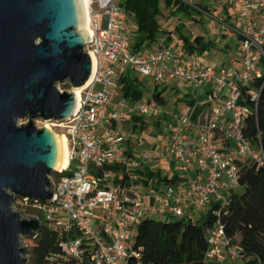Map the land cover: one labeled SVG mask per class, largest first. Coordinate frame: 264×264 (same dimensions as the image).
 <instances>
[{
  "label": "built area",
  "instance_id": "1",
  "mask_svg": "<svg viewBox=\"0 0 264 264\" xmlns=\"http://www.w3.org/2000/svg\"><path fill=\"white\" fill-rule=\"evenodd\" d=\"M228 1L239 7L238 24L225 26V34L235 36L240 45L238 68L210 67L183 45L135 53L130 45L134 28L125 10L115 0L95 1L88 46L93 79L71 118L59 123L67 129L69 166L52 178L56 196L50 203L17 200L30 204L32 216L55 232L61 253L50 254L47 264H127L131 257L141 264L133 241L139 219L159 212L154 219L185 220L187 207L201 210L209 205L206 216L211 213L212 222L205 260L244 261L220 216L241 190L239 165L264 167L261 141L252 142L244 132L261 98L257 82L264 78V0ZM98 14L103 15L101 26ZM131 71L159 85L178 79L187 90L206 87L201 99L173 115L162 150L145 149L138 157L127 148L134 131L126 126L127 116L136 109L127 108L119 93L120 79ZM151 104L158 105L157 99L140 111L148 113ZM164 160L173 166V175L155 180L147 191L156 175L152 164L159 163L160 174Z\"/></svg>",
  "mask_w": 264,
  "mask_h": 264
},
{
  "label": "water",
  "instance_id": "2",
  "mask_svg": "<svg viewBox=\"0 0 264 264\" xmlns=\"http://www.w3.org/2000/svg\"><path fill=\"white\" fill-rule=\"evenodd\" d=\"M90 42L84 0H0V264H28L24 239L44 228L17 200L55 199L52 176L64 167L65 141L36 121L71 118L75 90L94 74ZM65 82L71 91H60Z\"/></svg>",
  "mask_w": 264,
  "mask_h": 264
},
{
  "label": "trees",
  "instance_id": "3",
  "mask_svg": "<svg viewBox=\"0 0 264 264\" xmlns=\"http://www.w3.org/2000/svg\"><path fill=\"white\" fill-rule=\"evenodd\" d=\"M161 1L123 0L119 6L124 8L127 15L135 18L139 32L145 34V40H155L160 30L156 14L159 12ZM163 1L167 5L179 3L185 8L188 7L183 0ZM183 39L185 41L183 46L190 54H203L208 47V44L202 42L201 36L192 40L187 37ZM257 83L261 88L258 112L246 120L244 132L252 142L261 141L264 149V78ZM119 88L126 99L136 100L142 95L137 79H132L130 72L120 79ZM161 94L155 92L160 104L164 105L165 101ZM136 127L137 125L135 129ZM144 127L143 123L141 128ZM239 166L241 190L232 195L230 205L222 212L220 219L232 243L242 249L244 263L264 264V167L258 168L251 163H243ZM152 174L150 173V176ZM211 222V213L203 222L145 218L140 223L136 238L140 263L215 264L205 260L207 234ZM32 241L28 264H47V257L50 254L61 253L55 232L47 227H44L38 237Z\"/></svg>",
  "mask_w": 264,
  "mask_h": 264
},
{
  "label": "rangeland",
  "instance_id": "4",
  "mask_svg": "<svg viewBox=\"0 0 264 264\" xmlns=\"http://www.w3.org/2000/svg\"><path fill=\"white\" fill-rule=\"evenodd\" d=\"M95 1L91 0V7L95 8ZM123 0H115L117 5H120ZM183 2L187 3L188 7L181 6L179 3H171L169 5L165 4V2L162 0L160 2L159 12L156 14V19L158 21L159 25H162L166 27L167 25H172L173 28L171 30H175V26L177 24H183V29H187L190 31H206L207 35L214 32L211 30V28L208 26L207 22H211L212 20L208 18L207 21L202 22L203 18L200 17V13L203 15L204 12H207L208 15H213L214 17L218 16H224L226 10L223 8V4L227 3V0H183ZM192 7V8H191ZM123 8V7H122ZM188 8V9H187ZM124 9V8H123ZM194 9V10H193ZM205 15V14H204ZM128 21L130 24L135 22V18L132 15H127ZM200 18V19H199ZM103 15L98 14L97 15V22L101 26L102 24ZM198 19V20H196ZM215 19V18H214ZM202 22V23H201ZM212 22H215L213 20ZM196 24V25H195ZM195 25V26H194ZM203 26V28L201 27ZM163 27V29H164ZM191 27V28H190ZM166 31H169L165 28ZM177 35H175V38ZM180 40V39H179ZM212 41V38H211ZM184 41L181 40L180 43H183ZM239 44V43H238ZM90 46V44L88 45ZM211 50H213V47H209ZM88 50L90 48L87 47ZM222 52V51H221ZM238 52V51H237ZM235 52V53H237ZM226 55V54H225ZM235 68V67H234ZM132 79H137L139 88L142 92V95L138 96L136 100L128 99L126 107L134 110V115H136L139 118V123L137 125V130L133 134V146L137 149L136 153H140L145 149H158L157 151L161 150V143L164 138L167 137L168 127L170 123L172 122L173 115L176 114L178 111L177 109H173L166 106V105H156L151 104L148 108V113H142L140 111V108L145 105H149V101L156 98L155 92L161 91V97L164 99L165 103L168 105H172V103H175L177 99L185 97V94H190L189 99H201L200 97L204 95V93H201L200 90L205 92V85L202 86L200 89H193V90H187L183 86V84L178 79H172L169 81L166 85H159L154 82L152 79L145 78L141 74H139L136 71H133L131 74ZM158 86V87H156ZM64 91H70L71 85L69 82H65L64 84H61L60 87ZM99 89V88H98ZM157 99V98H156ZM158 101V99H157ZM186 104L185 102H179L178 103V110H181L180 108ZM169 108V109H168ZM171 111H168L170 110ZM26 120H24L25 122ZM131 120H128L126 123L127 128L132 130V127L130 124ZM144 123L145 127L144 129L141 128L142 124ZM48 124V125H47ZM43 123L41 121H36V125L38 127H51L56 132L62 133L67 135V129L64 126H60L58 123ZM142 138V142L144 145L138 146L137 141ZM139 154V155H140ZM159 163L156 164L155 170L156 175L153 180L150 181L149 186H146L147 191H150L153 187V183L155 180L161 178L163 179L166 175H169L171 177L173 174V166L164 160L160 164L161 172L158 174V167ZM172 171V172H171ZM60 173L53 174L52 178H58ZM148 203V201H146ZM17 208L21 211L25 208L27 209L26 215H32V213H35V210L31 208L30 204H26V202L19 201L17 204ZM211 208V205L207 207L209 210ZM159 216V212H156V216H152L153 218H157ZM172 220L173 218H169ZM141 222V219L138 220V225ZM137 236V233L135 232L133 235V241H135ZM24 245L28 246L29 250H31L33 246L32 239L25 238L24 239ZM30 255V254H29ZM29 263V262H28Z\"/></svg>",
  "mask_w": 264,
  "mask_h": 264
},
{
  "label": "crops",
  "instance_id": "5",
  "mask_svg": "<svg viewBox=\"0 0 264 264\" xmlns=\"http://www.w3.org/2000/svg\"><path fill=\"white\" fill-rule=\"evenodd\" d=\"M223 8L226 10L224 16L220 15L218 17H214L213 15H211V16L208 15L207 12H204L205 15L204 14L202 15L200 13V17L203 18V20H202L203 23H204V21H207L208 18H210L211 20L212 19L215 20V22H212L213 20L211 22H207L208 26L211 28V30L214 31L211 34H209V36L207 35L206 31H204V30L202 31V33H200V31H190L187 29H183V24H181V23L177 24L175 26V30H171L173 28L172 25H170V26L167 25L166 27H164V26L158 24L160 30H159V33L157 34L155 40H153V39H151V40L146 39L145 40L144 39L145 34L139 32L137 23L133 21V23L131 25L134 28V33H133L131 40H130L131 49L135 53H138V54H151V53L161 49L164 46L184 45L185 41H184L183 37H187L190 40H192V39H195V38L201 36V37H203L202 42L204 44H208V47L204 50L203 54H200V56L202 57V59L206 65L213 67V68H219V67H224V66H230V67H237L238 68V67H240V61H241L240 45L238 44L239 42L235 36L225 34V29H226L225 26H227L228 24H234V25L238 24L239 7H238V5L230 4L228 1L227 3L223 4ZM196 20H198V19H196ZM163 27H164V29H163ZM201 27L203 28V26H201ZM165 28L168 29L169 31H166ZM175 35H177L176 38H175ZM211 38H212V41H211ZM181 40H183L184 42L180 43ZM210 46L213 47L212 48L213 50H211L209 48ZM235 52H237V53H235ZM132 72L133 71L130 72V75L132 74ZM156 87H158V86H156ZM200 91H201V93H204L202 90H200ZM158 92H161V91H158ZM119 93H120V97L125 100V104H127L128 99H126L123 96V93L121 92L120 88H119ZM188 96H190V94H185V97L177 99L175 103H172V105L171 104L168 105L167 103H164V105H166L168 107L171 106V108L173 107V109H177V111H180V110H178L179 109V107H178L179 102H185L186 101V104H184L180 108L182 110L186 105L191 104V102L193 101V98L189 99ZM158 102H159V100H158ZM158 104H160V102ZM160 105H162V104H160ZM171 108L168 111H171ZM127 118H128V120H131L130 124H132L131 127L135 133L137 130V127L135 129V125H138L139 118L136 115H134V112L129 114L127 116ZM133 139L134 138L132 136L128 140L127 148L132 155H134L135 157H138L137 155L139 153H136L137 149L133 146ZM136 144H138V146L144 145V143L140 140H138ZM155 150H158V149H155ZM161 150H162V145H161ZM152 166L154 167V170H155V163H153ZM158 172H159V169H158ZM207 211H208L207 207L204 209H201V210L195 209L193 207H187L186 216H188L189 218H186L185 220L191 219L195 222H203L205 219ZM143 215L148 216V214H146V213H144ZM151 215L156 216V214H150L149 213V216H151ZM228 264H245V263H244V261H239V262L235 263L232 260Z\"/></svg>",
  "mask_w": 264,
  "mask_h": 264
},
{
  "label": "bare ground",
  "instance_id": "6",
  "mask_svg": "<svg viewBox=\"0 0 264 264\" xmlns=\"http://www.w3.org/2000/svg\"><path fill=\"white\" fill-rule=\"evenodd\" d=\"M84 1H85L86 9H87V23H88V28L90 30V37H91L92 36V29L90 27V22H91V16H90L91 0H84ZM92 79H93V76L91 77L89 83L92 81ZM83 90H84V88H79V89H76L75 90V95H76L77 99L80 98V95H81V93H82ZM52 125H54V123ZM49 128H51V127H49ZM61 136L63 137V139L65 141V160H64V167H61V170H64V169H66L69 166V146H68V140H67L66 135L63 134Z\"/></svg>",
  "mask_w": 264,
  "mask_h": 264
}]
</instances>
